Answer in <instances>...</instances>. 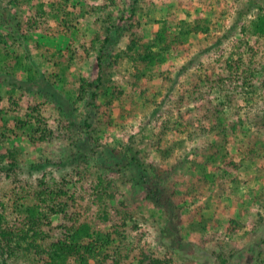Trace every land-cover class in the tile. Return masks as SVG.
<instances>
[{
	"label": "trees",
	"instance_id": "1",
	"mask_svg": "<svg viewBox=\"0 0 264 264\" xmlns=\"http://www.w3.org/2000/svg\"><path fill=\"white\" fill-rule=\"evenodd\" d=\"M31 1L33 5L28 16L24 21H17L11 29L6 13H0V25L4 24L11 31L7 35L9 49L0 43V66L8 77L3 82L9 83L8 107H0V147H5V151L0 153V264H19L21 259H31L36 264H175L170 252L173 247L170 246V251L162 257L154 256L148 249L146 231L135 224L129 225L135 211L123 202L114 204L117 196H123L125 189L133 187L145 192V198L154 201L156 210L164 211L167 218H174L177 222L171 201L168 199L167 207H164L160 200L165 178L160 165L145 161L130 139L123 151L111 150L116 161L110 166L100 167L93 156L95 158L98 153L99 125L105 123L106 127H111L112 122L109 118L105 122L104 117H110L114 103L125 97L121 88L113 86L110 71L127 60L132 68L131 86L138 89L146 78H152L161 70L171 52L176 53L192 36L208 34L213 23L208 18L196 19L192 23L179 21L173 25L164 21L154 36L146 40L133 22L139 11L138 0H107L104 8L115 6L117 17L108 15L107 19H96L101 23L98 32L84 45L86 55L92 48L97 50V75L93 79L79 76L68 89L65 86H68L76 56L74 32L79 31V21L85 20L98 8L91 6L87 9L81 0L28 2ZM253 5L259 11L249 21L254 42L240 41L231 48L227 57L221 58L218 73L215 74L213 68V73L205 70L203 74L191 76L192 84L188 91L191 100L188 101L183 93L175 105L172 101L166 103L170 113L184 104L194 106L196 116L200 118L198 122L202 124L199 131L215 138L212 146L217 149L216 154H221L224 169L229 172L223 171L224 174H232L230 172H235L238 165L227 156L226 150L221 152L231 136L241 133L238 123L232 121L225 110L234 104L239 92L250 94L248 91L255 82V75L264 65V42L260 44L261 40L264 41V8ZM27 33L52 38L69 37L64 50H56L53 54L45 50L47 56L44 57L53 69L50 75L40 73L29 63L28 56L20 55L22 42L17 36ZM125 36L129 38L125 49L116 51ZM220 38L217 47L222 43ZM189 70L187 64L183 65L178 76ZM18 72L26 76L25 84L32 89L35 87L43 92L46 89L47 98L56 103L59 121H65L59 124H65L67 130L63 134L70 140L71 152L64 154L58 163L52 161L48 152H43L46 160H35L29 165L24 162L19 141L27 140L36 148L48 145L54 133L47 126L42 103L23 111L20 100L13 97L16 89H24L23 85L19 86L18 79L13 82ZM9 78H13L11 82ZM54 86L61 87L59 96L48 92ZM214 91L220 101L211 100ZM62 94L67 105L62 101ZM86 104L94 111L80 112L79 107L85 108ZM8 115H12L10 121L6 119ZM190 126L183 127L180 123L177 127L172 126L171 130L177 128L175 130L182 134ZM78 130H83L86 136L72 139L70 136ZM163 134L162 131L160 137ZM11 140L14 141L12 146L8 144ZM167 156L169 153L165 150L162 159ZM54 167L58 175L49 176V170ZM169 223L173 224L172 221ZM241 228L240 223L230 220L229 236L233 237ZM165 230L163 227L160 229V236L165 234ZM258 254L260 260L262 251ZM252 255L256 256L254 252ZM217 256L219 264H228V257L222 253ZM260 264H264V259Z\"/></svg>",
	"mask_w": 264,
	"mask_h": 264
},
{
	"label": "rangeland",
	"instance_id": "2",
	"mask_svg": "<svg viewBox=\"0 0 264 264\" xmlns=\"http://www.w3.org/2000/svg\"><path fill=\"white\" fill-rule=\"evenodd\" d=\"M28 1L30 0H0V13H6L7 19L10 20V29L17 21H24L28 16V10L33 3ZM81 2L87 9L91 6L98 9L95 13L88 14L85 20H80L78 33L74 32L73 49L76 56L71 65L68 86H65L68 89L70 83L79 76L90 79L96 77L97 50L92 48L86 55L84 50L87 48L84 45L98 32L101 23L96 22V19H107L108 15L116 18L118 15L115 6L104 8V5L108 4L107 0ZM138 2L139 11L133 22L146 40L154 36L164 21L173 25L179 21L192 23L196 19L208 18L213 26L208 34L192 36L176 53L171 52L161 70L152 78H146L138 89L131 86L132 68L127 60L110 71L113 86L121 88L125 97L114 103L110 117H104L105 122L108 121L106 118L112 122L111 127H106L105 123L99 125L98 153L93 159L99 161L98 165L102 168L112 165L116 160L111 150L123 151L130 139L145 161H154L163 169L164 191L160 200L163 201L164 207L168 199L171 201L177 222L174 218H167L164 211L156 210L154 201L147 200L145 192L133 187L125 189L123 196H117L114 202H123L135 211L133 221L129 225L135 224L146 231L148 249L154 256L162 257L173 247L170 252L175 264H219V253L228 257V264H260L261 259H264V65L255 75V82H252L253 86L248 91L250 94L239 92L234 104L225 110L226 115L238 123L241 131L239 135L229 138L221 152L226 150L227 156L232 157L238 165L235 172H230L232 174L223 173L228 171L221 162V154H216L217 149L212 146L215 138L212 135H202L199 131L198 128L202 124L198 122L200 118L196 116L194 106L184 104L172 109L170 113L166 103L172 101L175 105L183 93L188 101L191 100L188 93L192 84L191 76L203 74L205 70L213 73V68L215 74L218 73L222 64L221 58L227 57L231 48L240 41L254 42L249 21L254 19L259 11L253 3L264 8V0ZM9 32L11 31L4 24L0 25V43L3 48L9 49ZM19 37L22 42L20 55L28 56L29 63L40 73L47 75H50L53 69L45 59V50L53 54L56 50H64L69 43V37L62 35L52 38L27 33L22 37L17 36ZM218 37L222 38V43L217 47ZM128 40V36L123 37L116 51L125 49ZM263 42L261 40L260 44ZM185 64L190 70L183 76H178V70ZM5 78H8L6 71L0 66V107H8L9 104V83L3 82ZM12 79L8 80L11 82ZM16 79L24 89H16L13 97L20 100L22 110L42 103L47 126L54 133L48 145L36 148L27 140L19 141L24 162L29 165L35 160H46L43 152H48L54 163L60 162L64 154L67 155L71 151L70 140L63 134L67 130L65 124H59L65 121H59L56 103L47 98L46 89L43 92L25 84L27 79L23 73H17L13 79L14 83ZM21 80L24 81L23 84ZM60 89V86H54L48 92L56 97L60 95ZM61 97L66 104L64 94ZM211 100L220 101L215 91L211 93ZM99 101L102 103V100ZM79 109L84 114L94 111L88 104L85 108L80 106ZM11 118L12 115L6 116L8 121ZM186 121H189L187 124L191 126L182 134L175 130L177 128L171 130L172 126L177 127L180 123L185 127ZM194 127H197L196 130ZM162 131L164 134L160 137ZM84 136L86 134L83 130H78L70 137L78 139ZM8 144L12 146L14 141L11 140ZM165 150L169 156L162 159ZM4 151L5 147H0V153ZM48 173L49 176L58 175L55 167ZM230 220L242 225L233 237L229 236L227 230ZM162 227L166 230L165 234L160 236ZM259 251H262L260 260ZM19 264L36 263L31 259H21Z\"/></svg>",
	"mask_w": 264,
	"mask_h": 264
}]
</instances>
